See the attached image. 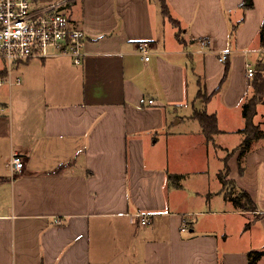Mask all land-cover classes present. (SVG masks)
I'll list each match as a JSON object with an SVG mask.
<instances>
[{
    "label": "crops",
    "instance_id": "obj_1",
    "mask_svg": "<svg viewBox=\"0 0 264 264\" xmlns=\"http://www.w3.org/2000/svg\"><path fill=\"white\" fill-rule=\"evenodd\" d=\"M35 1H67L85 58H33L13 72L21 83L0 86V264H250L264 250V136L243 172L239 157L254 93L246 63L264 66V0H168L183 40L160 0ZM199 107L217 115L211 141ZM254 121L264 131V100ZM226 156L258 210L226 197Z\"/></svg>",
    "mask_w": 264,
    "mask_h": 264
},
{
    "label": "built area",
    "instance_id": "obj_2",
    "mask_svg": "<svg viewBox=\"0 0 264 264\" xmlns=\"http://www.w3.org/2000/svg\"><path fill=\"white\" fill-rule=\"evenodd\" d=\"M67 1L41 5L35 0H0V60L5 63L6 72L0 77V86L21 83V77L13 78L19 63L33 58L70 56L75 64H82L85 58L86 31L75 24L65 10ZM208 39L201 44L207 46ZM152 42L141 40L138 50L146 59L150 58ZM228 53L223 52L220 60L225 62ZM258 68L246 63L247 76L253 79ZM14 173L25 167L22 154L14 153L11 159ZM142 224L151 222L147 214H138Z\"/></svg>",
    "mask_w": 264,
    "mask_h": 264
},
{
    "label": "trees",
    "instance_id": "obj_3",
    "mask_svg": "<svg viewBox=\"0 0 264 264\" xmlns=\"http://www.w3.org/2000/svg\"><path fill=\"white\" fill-rule=\"evenodd\" d=\"M162 6L163 15L169 19L172 23L179 27L178 37L181 38V23L179 20L173 17L171 13L170 6L168 4V0H160ZM253 5V0H245L244 6L250 7ZM235 31V29L233 30ZM183 40V39H182ZM260 40L261 46L264 49V23L260 32ZM226 63V72L223 77L221 84L217 87V90H220L224 81L226 80L230 63L228 59L225 61ZM262 64V63H261ZM253 88L254 93L251 97H249L243 106V114L246 120V124L241 131L245 134L244 141L240 148V165L241 171H244L243 166V158L250 150L254 140L260 139L264 136V131L261 130L260 126L254 121V117L257 113V105L264 100V74L262 70H257L254 78H253ZM211 95L208 94L206 89V85L203 82H200V89L198 91L197 99L202 103L206 104L210 99ZM193 116L197 118L201 125L203 132L205 133L208 140H213L214 135L220 132L218 127V118L216 114H210L206 111L204 107L196 108ZM229 164H228V156L225 157V168L220 171L219 177L222 181L224 187L226 188V197L231 200L234 205L241 210H258L257 204L255 203L252 196L246 190H239L236 187V183L228 178L229 175ZM181 175H177L180 177ZM229 186V187H228ZM251 225V222L248 223V227ZM250 264L255 263L257 260L264 256V250H251L248 253Z\"/></svg>",
    "mask_w": 264,
    "mask_h": 264
},
{
    "label": "water",
    "instance_id": "obj_4",
    "mask_svg": "<svg viewBox=\"0 0 264 264\" xmlns=\"http://www.w3.org/2000/svg\"><path fill=\"white\" fill-rule=\"evenodd\" d=\"M257 68H258L259 70H263L264 66H263V65H258Z\"/></svg>",
    "mask_w": 264,
    "mask_h": 264
},
{
    "label": "rangeland",
    "instance_id": "obj_5",
    "mask_svg": "<svg viewBox=\"0 0 264 264\" xmlns=\"http://www.w3.org/2000/svg\"><path fill=\"white\" fill-rule=\"evenodd\" d=\"M0 65H1V62H0ZM228 187H229V186H228ZM259 260H260V259H259ZM257 261H258V260H257ZM257 261H256V262H257Z\"/></svg>",
    "mask_w": 264,
    "mask_h": 264
}]
</instances>
